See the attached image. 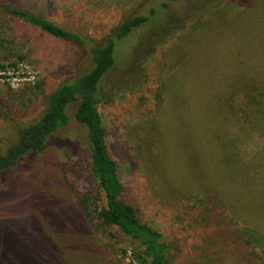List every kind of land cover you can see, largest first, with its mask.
<instances>
[{
  "label": "rangeland",
  "instance_id": "rangeland-1",
  "mask_svg": "<svg viewBox=\"0 0 264 264\" xmlns=\"http://www.w3.org/2000/svg\"><path fill=\"white\" fill-rule=\"evenodd\" d=\"M10 4L96 44L122 17L156 9L117 45L101 82L124 197L163 234L172 264H264V0H0V65L35 74L15 88L0 80V153L18 139L11 119L36 120L92 67L88 50ZM77 104L44 152L0 179V264H142L138 240L86 214L83 199L93 210L106 197Z\"/></svg>",
  "mask_w": 264,
  "mask_h": 264
},
{
  "label": "trees",
  "instance_id": "trees-1",
  "mask_svg": "<svg viewBox=\"0 0 264 264\" xmlns=\"http://www.w3.org/2000/svg\"><path fill=\"white\" fill-rule=\"evenodd\" d=\"M5 10L58 39L88 50L92 67L70 78L53 91L45 99V108L36 120L24 123L19 119H11L9 126L12 125L16 130L18 139L4 153H0V179L5 173L18 169L30 156L47 149L60 129L68 123L70 103L77 100L75 117L87 129L91 170L106 197L105 204L93 210L83 199L87 216L99 219L105 225L119 226L127 235L138 240L141 247L135 251L134 256L142 264L147 260L150 264H172L169 244L163 234L151 224L142 221L137 208L124 197L125 186L119 174L118 164L109 152L100 110V105L104 102L101 82L115 65L117 45L136 27L150 20L156 9H152L148 15L130 14L122 17L103 42L98 44L42 13L15 4L5 6ZM201 11L202 9H196L194 17L201 14ZM0 68L5 66L1 64ZM263 122L264 117L257 123L263 125Z\"/></svg>",
  "mask_w": 264,
  "mask_h": 264
},
{
  "label": "built area",
  "instance_id": "built-area-1",
  "mask_svg": "<svg viewBox=\"0 0 264 264\" xmlns=\"http://www.w3.org/2000/svg\"><path fill=\"white\" fill-rule=\"evenodd\" d=\"M34 77L33 71L24 63H16L0 69V80L13 85L21 78L31 81Z\"/></svg>",
  "mask_w": 264,
  "mask_h": 264
},
{
  "label": "crops",
  "instance_id": "crops-1",
  "mask_svg": "<svg viewBox=\"0 0 264 264\" xmlns=\"http://www.w3.org/2000/svg\"><path fill=\"white\" fill-rule=\"evenodd\" d=\"M1 85H2V84H0V90H1ZM12 86H13V88H15L16 85L14 84V85H12ZM0 113H1V109H0Z\"/></svg>",
  "mask_w": 264,
  "mask_h": 264
}]
</instances>
